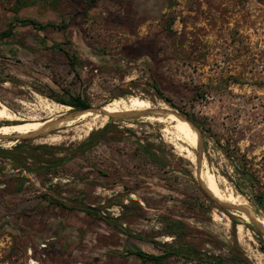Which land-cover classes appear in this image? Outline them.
Here are the masks:
<instances>
[{"label":"rangeland","instance_id":"374dc122","mask_svg":"<svg viewBox=\"0 0 264 264\" xmlns=\"http://www.w3.org/2000/svg\"><path fill=\"white\" fill-rule=\"evenodd\" d=\"M89 2L0 0V101L40 118L78 95L95 111L131 96L151 107L0 139V264H264V233L198 178L208 169L264 219V0ZM169 113L199 131L197 163L150 117ZM107 123L112 138L82 146Z\"/></svg>","mask_w":264,"mask_h":264},{"label":"bare ground","instance_id":"6f19581e","mask_svg":"<svg viewBox=\"0 0 264 264\" xmlns=\"http://www.w3.org/2000/svg\"><path fill=\"white\" fill-rule=\"evenodd\" d=\"M150 102L151 101H148L147 99L141 98L139 96H131L128 99L127 98L126 99L121 98L120 101H113L111 103H108V104L104 105L103 107H101L97 111L93 110L92 108L91 109L87 108V109H83V110H77L74 112H72L73 110H72L71 106L61 104L62 109H48V113L50 114V116L48 118H40L39 115H37L35 113L32 115H27V114L23 115V114L17 113L16 111L15 112L10 111V109L0 101V120L9 121V124L0 125V139L1 138H9V137H17V138L35 137V136L43 135L46 133H50L55 129L71 126L74 123H76L78 121H82V120L85 122L84 126L86 128V131H91L92 129H94V126L96 124H98L101 121H104L108 115L119 114V112H121V110H122L121 107L123 108L124 111L142 110V109L150 108L151 107ZM22 103H23V105L27 104L25 102H22ZM34 104H36V102ZM38 107H40V106H38ZM122 115H123V113H122ZM150 117L155 118V119L162 121V122H167L169 124V127L165 128L164 130L174 133L178 140L186 143L187 148H188L187 150L192 155V157H190V158L195 161V159H194L195 154L193 153V151L191 149L198 147L199 136H198V133L194 129H193L194 130L193 131L185 123L178 120L179 117L184 119L182 116L176 115L174 113H169L166 115V117H163V116H160V117L150 116ZM185 121H187V120H185ZM12 122H19V123L14 124ZM79 131H81V130H79ZM48 137H50V136H48ZM52 139H54V138H52ZM172 139H170V140H172ZM184 146H185V144H184ZM195 162L197 163V161H195ZM198 178H199V181H200V184H201L203 190L210 197H212L214 200H216L218 203H220V204L236 203V204H242L245 206V202L242 201L235 192H230L228 194L225 193L224 192L225 190L223 191L220 187V184L217 180L218 178L215 176L214 173H212L208 169H205L202 167L200 169V171H198ZM212 190L214 191V193L216 195L211 193ZM242 217L245 220H250L251 218L258 219L264 225V219L262 217H260L259 215H257L250 207H246V212H243Z\"/></svg>","mask_w":264,"mask_h":264},{"label":"trees","instance_id":"16d2710c","mask_svg":"<svg viewBox=\"0 0 264 264\" xmlns=\"http://www.w3.org/2000/svg\"><path fill=\"white\" fill-rule=\"evenodd\" d=\"M90 1L89 3L91 4V2L95 1V0H87ZM22 24H32L35 27H41L44 28L46 27V25L38 22L35 19H31V18H26V19H20L19 21ZM57 26H61V28L65 27V24H61V25H57ZM15 27L13 24H11L6 30H4L3 32H1L2 36H12L15 34L14 31ZM155 88L157 89V91H159L158 87L155 86ZM62 102L73 106L75 109L77 110H83V109H87L90 108L91 105L90 103L86 100L83 99L82 97H80L79 95L76 97H73L72 99L66 100V99H62ZM110 127V124L107 123L106 125H104L102 128L92 132L89 136V139L87 141H84L82 144V146H86L87 144H95L97 141L103 139V140H108L110 138H112V136L108 135V128ZM202 133V131H201ZM18 146H20V143H18L17 145L14 146V148H17ZM8 150L7 149H0V155L6 157L8 155ZM153 158L155 156V160L157 158L156 154H152ZM8 158H10V156H7ZM60 161H65V159H59ZM248 164L247 162H243L240 165H238V173L240 176H242V179L244 180L245 183H249L250 186L252 188H254V186L256 185V183L258 182L257 179L248 171ZM244 184V183H243ZM245 185V184H244ZM237 187H239V189L243 192L246 193L244 187L242 185H238V183L236 184ZM254 190V196L257 199V202L259 204H263L264 201V191H259V190ZM218 199V198H217ZM137 254L140 255L143 258H150L152 260H154L155 262H160L162 260V258L164 257L165 254H160V255H155V254H150L148 255L147 253L143 252V251H137Z\"/></svg>","mask_w":264,"mask_h":264},{"label":"water","instance_id":"95a60500","mask_svg":"<svg viewBox=\"0 0 264 264\" xmlns=\"http://www.w3.org/2000/svg\"><path fill=\"white\" fill-rule=\"evenodd\" d=\"M150 112H154L153 110H149V111H140V112H136V114H141V113H150ZM174 114H176V115H179V114H177V113H174ZM179 116H181V115H179ZM183 117V116H182ZM185 120H187L189 123H190V125H191V127L193 128V126H192V124H191V122L187 119V118H185V117H183ZM198 134H199V131L198 130H196L195 128H193ZM199 136H200V134H199ZM222 206H224L225 208H230V209H233V208H235V209H238V210H241V211H245L246 212V207H244V206H238V207H235V206H233L232 204H221ZM253 219V221H254V223H255V225L258 227V229H260L263 233H264V225L262 224V222L261 221H259L258 219H255V218H252Z\"/></svg>","mask_w":264,"mask_h":264},{"label":"flooded vegetation","instance_id":"af4514ba","mask_svg":"<svg viewBox=\"0 0 264 264\" xmlns=\"http://www.w3.org/2000/svg\"><path fill=\"white\" fill-rule=\"evenodd\" d=\"M5 124H9V122H5V121H4V123H2V124H0V125H5Z\"/></svg>","mask_w":264,"mask_h":264}]
</instances>
